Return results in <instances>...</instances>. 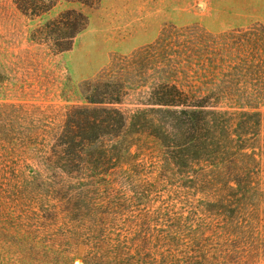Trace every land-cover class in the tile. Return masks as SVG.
Here are the masks:
<instances>
[{
  "label": "rangeland",
  "instance_id": "obj_1",
  "mask_svg": "<svg viewBox=\"0 0 264 264\" xmlns=\"http://www.w3.org/2000/svg\"><path fill=\"white\" fill-rule=\"evenodd\" d=\"M68 10L87 26L60 51L66 35L43 28ZM172 85L261 113L242 189L186 180L133 126L132 166L63 173L56 140L73 108L130 120ZM0 264H264V0L63 1L41 17L0 0Z\"/></svg>",
  "mask_w": 264,
  "mask_h": 264
},
{
  "label": "trees",
  "instance_id": "obj_2",
  "mask_svg": "<svg viewBox=\"0 0 264 264\" xmlns=\"http://www.w3.org/2000/svg\"><path fill=\"white\" fill-rule=\"evenodd\" d=\"M94 6L99 0H13L25 16L41 17L59 3ZM87 26V17L68 10L47 24L54 29L60 51H69L74 38ZM96 104L97 102H89ZM149 110H138L129 120L118 109L73 108L57 137L55 155L63 173L74 170L90 178H106L132 166L133 138L128 127H139V135L154 138L164 162L186 180H198L224 192L243 188L249 173L255 172L254 142L261 130L260 112H228L209 108L203 102L191 101L175 85L166 86L162 100Z\"/></svg>",
  "mask_w": 264,
  "mask_h": 264
}]
</instances>
